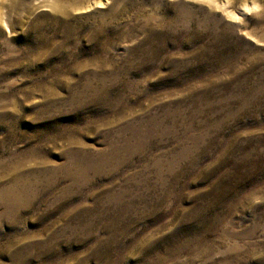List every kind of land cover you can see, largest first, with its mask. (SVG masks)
Wrapping results in <instances>:
<instances>
[{"label": "rangeland", "instance_id": "obj_1", "mask_svg": "<svg viewBox=\"0 0 264 264\" xmlns=\"http://www.w3.org/2000/svg\"><path fill=\"white\" fill-rule=\"evenodd\" d=\"M0 264H264V0H0Z\"/></svg>", "mask_w": 264, "mask_h": 264}]
</instances>
